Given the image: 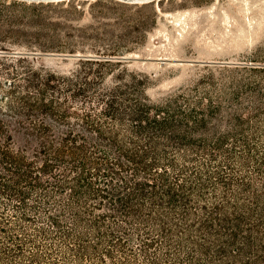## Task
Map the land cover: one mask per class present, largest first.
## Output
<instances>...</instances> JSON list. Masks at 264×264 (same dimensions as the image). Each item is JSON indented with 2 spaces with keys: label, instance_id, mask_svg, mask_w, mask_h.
<instances>
[{
  "label": "trees",
  "instance_id": "16d2710c",
  "mask_svg": "<svg viewBox=\"0 0 264 264\" xmlns=\"http://www.w3.org/2000/svg\"><path fill=\"white\" fill-rule=\"evenodd\" d=\"M5 42L0 264H264L262 84L157 99L139 71L10 69Z\"/></svg>",
  "mask_w": 264,
  "mask_h": 264
},
{
  "label": "rangeland",
  "instance_id": "374dc122",
  "mask_svg": "<svg viewBox=\"0 0 264 264\" xmlns=\"http://www.w3.org/2000/svg\"><path fill=\"white\" fill-rule=\"evenodd\" d=\"M0 9L14 19L0 29L7 55L14 54L10 69L68 75L100 68L112 71L110 84L121 71H139L157 99L197 85L213 91L233 80L252 82V90L264 86V0H0ZM14 52L27 58L17 61L21 54ZM14 140L33 145L21 132Z\"/></svg>",
  "mask_w": 264,
  "mask_h": 264
},
{
  "label": "bare ground",
  "instance_id": "6f19581e",
  "mask_svg": "<svg viewBox=\"0 0 264 264\" xmlns=\"http://www.w3.org/2000/svg\"><path fill=\"white\" fill-rule=\"evenodd\" d=\"M20 1V0H19ZM45 2L47 1V0H44ZM52 2L53 1H55V2H57V1H63V0H51ZM119 1H123V2H127V3H150V2H152V1H158V0H119Z\"/></svg>",
  "mask_w": 264,
  "mask_h": 264
},
{
  "label": "water",
  "instance_id": "95a60500",
  "mask_svg": "<svg viewBox=\"0 0 264 264\" xmlns=\"http://www.w3.org/2000/svg\"><path fill=\"white\" fill-rule=\"evenodd\" d=\"M27 2H45L44 0H22ZM46 2H52L51 0H47Z\"/></svg>",
  "mask_w": 264,
  "mask_h": 264
}]
</instances>
